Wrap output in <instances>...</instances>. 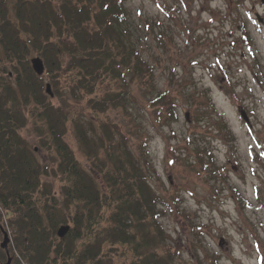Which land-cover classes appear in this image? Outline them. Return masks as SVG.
Masks as SVG:
<instances>
[{
  "label": "trees",
  "instance_id": "16d2710c",
  "mask_svg": "<svg viewBox=\"0 0 264 264\" xmlns=\"http://www.w3.org/2000/svg\"><path fill=\"white\" fill-rule=\"evenodd\" d=\"M125 2L0 0V204L10 213L19 264H183L160 222L170 202L153 185L148 149L140 141L133 149L125 128L109 116L128 108L131 80L148 88L155 77L154 65L129 38ZM34 55L44 60L43 74L32 67ZM142 104L154 122L178 116L170 89ZM29 120L57 153L50 171L60 178L59 195L41 181L49 167L21 133ZM70 124L87 167L65 138ZM202 151L200 167L220 170ZM63 223L70 230L59 236ZM7 258L0 242V264ZM197 261L216 264L217 257L205 252Z\"/></svg>",
  "mask_w": 264,
  "mask_h": 264
},
{
  "label": "rangeland",
  "instance_id": "374dc122",
  "mask_svg": "<svg viewBox=\"0 0 264 264\" xmlns=\"http://www.w3.org/2000/svg\"><path fill=\"white\" fill-rule=\"evenodd\" d=\"M125 5L129 38L154 65L155 77L148 88L131 80L128 108L112 109L109 116L125 128L133 149L139 141L148 149L156 170L153 185L170 202L160 216L172 235L167 244L179 246L176 260L183 264H199L205 252L217 257L216 264H264L261 0H126ZM256 12L262 15L259 21ZM165 89L175 97L178 116L154 122L142 100ZM51 97L55 104L62 101L55 92ZM27 122L22 135L54 171L57 153L41 143L33 122ZM68 127L65 138L87 167L90 162ZM200 150L220 170H203ZM52 171L43 173L41 181L48 180L59 195L61 181ZM9 216L0 204V230L9 232L12 246L10 263L19 264ZM3 238L2 231L0 242Z\"/></svg>",
  "mask_w": 264,
  "mask_h": 264
},
{
  "label": "water",
  "instance_id": "95a60500",
  "mask_svg": "<svg viewBox=\"0 0 264 264\" xmlns=\"http://www.w3.org/2000/svg\"><path fill=\"white\" fill-rule=\"evenodd\" d=\"M262 1L264 3V0H262ZM31 63H32V67H34V70L38 74H43L45 72L46 67H45V64H44V60H43V58L41 56L34 55V57L31 59ZM46 88H47V91L49 92L50 95L54 94L53 89L51 88V84H50L49 81L46 83ZM240 112L245 117V119L248 121V116H247V112H245V109L244 108L240 109ZM185 115L187 116V118H189L188 113H186ZM58 228H59L58 229L59 236H64V234H66L70 230V224L63 223ZM2 230H4V229H2ZM3 232H4V239H3V242H2V246L5 247L6 251L9 254V257H8V260H7L6 264H11L10 262H11L12 256H10V252L8 250L9 234H8L7 230H4Z\"/></svg>",
  "mask_w": 264,
  "mask_h": 264
}]
</instances>
